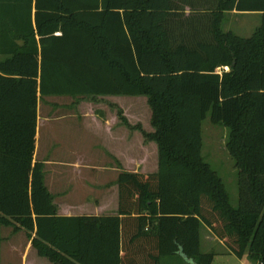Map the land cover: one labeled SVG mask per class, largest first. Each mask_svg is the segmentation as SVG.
Listing matches in <instances>:
<instances>
[{
  "label": "trees",
  "instance_id": "16d2710c",
  "mask_svg": "<svg viewBox=\"0 0 264 264\" xmlns=\"http://www.w3.org/2000/svg\"><path fill=\"white\" fill-rule=\"evenodd\" d=\"M231 11L260 14L250 37L222 29ZM0 55V226L54 264H211L204 224L264 264V0H0ZM38 95L147 97L153 132L122 121L157 144V170L119 173L116 215H57ZM208 114L229 130L237 206L202 155Z\"/></svg>",
  "mask_w": 264,
  "mask_h": 264
},
{
  "label": "rangeland",
  "instance_id": "374dc122",
  "mask_svg": "<svg viewBox=\"0 0 264 264\" xmlns=\"http://www.w3.org/2000/svg\"><path fill=\"white\" fill-rule=\"evenodd\" d=\"M260 24V15L257 13H242V12H227L224 15L222 21V29L224 31H231L237 36L247 38L250 37L255 29ZM228 70V68H227ZM52 97V95L48 96ZM99 101L98 97L93 96H77L67 98H45L41 97L40 112L41 114H49L53 117V114H57L63 111L72 110L75 115H92L91 109H89V103ZM104 101V100H103ZM120 108H113L112 112L120 119V127L124 129H130L126 126L122 118H126L131 126L140 125L145 132H153L154 128L151 125V110L147 103V97L140 96H127L120 95L119 97ZM81 104L83 107L78 108ZM61 108V109H60ZM57 109V112H55ZM101 109L94 111L98 113ZM103 110V109H102ZM102 112V111H101ZM75 126V129L65 133H61L64 145L62 149L54 151L53 142L51 141V135L48 137L39 138V145L41 148V154L46 153V157L51 158L57 155H66V157L74 158L71 152H76L80 155L83 153L86 158L91 162H100L104 165L106 162L105 156L100 153L97 154L95 150L90 148V144H96L90 134L84 132L80 127ZM136 133L134 141L135 143L145 142L146 148L141 147V154H138L136 149L123 151L122 142L120 143V170L136 171L139 173H151L155 172L158 164V151L157 144L151 141L152 145H148V140L144 138L143 132L139 129ZM202 131V155L204 159L212 166V168L222 178L225 187L229 193L230 201L234 206L238 204L239 187H238V171L234 166V161L230 157L226 149V142L228 139L229 130L223 125L213 124L210 121L209 114L204 118L201 124ZM130 129V137L132 134ZM140 134V135H139ZM69 138L72 140L69 141ZM132 144V140L129 141ZM98 143V142H97ZM156 144V150L153 144ZM68 145L72 146V150L68 149ZM144 144V143H143ZM60 151V154L58 153ZM64 151V152H63ZM68 152V153H67ZM57 153V154H56ZM96 153V154H95ZM68 155V156H67ZM71 155V156H69ZM137 160H140L139 162ZM118 163V161L116 162ZM139 164V165H138ZM48 167H53L48 165ZM47 170H53L54 168H46ZM0 227V264H26L23 259V251L26 250L28 244L27 231L20 229L18 231H12L11 227L1 225ZM200 251L213 253V259L211 264H256L250 259L247 254L243 258H238L232 253L228 247L220 241L204 224L200 227ZM30 257L31 254L27 253ZM35 255H32V257ZM29 264V263H28ZM160 264H193L190 259H187L181 255L166 256L161 259Z\"/></svg>",
  "mask_w": 264,
  "mask_h": 264
},
{
  "label": "crops",
  "instance_id": "0c3cea01",
  "mask_svg": "<svg viewBox=\"0 0 264 264\" xmlns=\"http://www.w3.org/2000/svg\"><path fill=\"white\" fill-rule=\"evenodd\" d=\"M185 11H188V7L185 8ZM56 34L58 35L59 32ZM1 57L2 56L0 55V58ZM48 96L49 95H38L34 160L40 161L43 164L44 183L52 194L57 215H116L118 213L119 202L117 177L122 171L120 170V143L122 142L121 146L124 154L125 151L127 152L130 149H136L138 154H141V147L144 149L147 146L145 145V142H142V146L140 143L133 142L138 130L130 128L133 131L132 134L134 133L130 137V129L121 128L120 119L112 112L113 108H120V95H97L96 97H98L99 101L89 103V109H91L92 115L81 114L80 116H77L72 110H70L59 112L57 114L55 113L53 114V117L46 113L41 114L39 110L41 97H43V99H62L77 96ZM77 107L82 108L83 106L79 104ZM60 109H57L55 112ZM95 109L101 110L96 113L94 111ZM75 126L80 127L98 142L94 145L90 144V148L95 150L97 154L100 153L105 156L107 160L104 165H101L100 162L97 161L91 162L86 158H82L85 154L83 153L80 155L76 153L72 150V146L68 144V149L74 151L71 152V155L74 156L73 159H68L69 157H66V155L55 156L54 154V157L51 158L50 156L46 157V153L41 154L39 138H46L48 137V134H50L54 151H58V149H62L65 144V140L62 139L63 135L61 134L64 133L63 129L65 128L64 130L67 134L70 130L75 129ZM70 140H72V138H69V141ZM131 140L132 144L129 142ZM148 145H152L151 141H148ZM148 147L146 149H148ZM153 147L156 150L155 143L153 144ZM58 153L60 154V151ZM117 161L118 163H116ZM137 161L139 162L140 160ZM48 165H52L53 167H48ZM46 168L54 169L47 170ZM6 227L12 228V226ZM12 231H14L13 228ZM27 253L34 254H31L30 257H28L29 254ZM22 255L26 264H54L45 257H41L37 254L36 249L31 245L30 239L28 240L26 250L23 251ZM32 255L35 256L32 257Z\"/></svg>",
  "mask_w": 264,
  "mask_h": 264
}]
</instances>
